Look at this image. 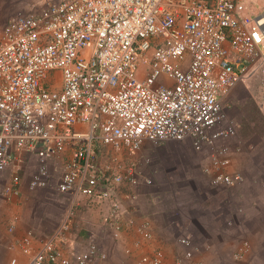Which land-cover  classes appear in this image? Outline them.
Wrapping results in <instances>:
<instances>
[{"label": "built area", "instance_id": "2783aa9c", "mask_svg": "<svg viewBox=\"0 0 264 264\" xmlns=\"http://www.w3.org/2000/svg\"><path fill=\"white\" fill-rule=\"evenodd\" d=\"M23 5L3 17L0 2V198L18 194L27 158L38 159L29 188L48 189L53 181L48 161L68 148L71 159L56 183L60 194L114 201L117 186L151 185L140 174L138 156L148 145L169 141L209 153L205 171L216 187L243 181L239 172L228 171L238 130L226 109L240 83L255 74L264 77V13L248 15L242 0H30ZM142 66L147 70L139 79ZM99 147L135 161L113 173L119 158L104 154L102 166ZM10 167L13 174L4 178ZM119 207L115 200L112 213L102 219L116 243L122 233ZM75 216L72 205L31 264L108 260L97 240L75 259L63 254L60 244ZM141 234L151 238L145 227ZM180 243L192 245L188 238ZM250 253L245 240L236 257ZM192 258L187 251L184 259ZM137 264L161 260L143 256Z\"/></svg>", "mask_w": 264, "mask_h": 264}, {"label": "crops", "instance_id": "0c3cea01", "mask_svg": "<svg viewBox=\"0 0 264 264\" xmlns=\"http://www.w3.org/2000/svg\"><path fill=\"white\" fill-rule=\"evenodd\" d=\"M3 8V17L15 10L14 7ZM231 95L233 97L234 93ZM232 118L236 119L238 135L231 142L232 165L228 171L239 172L243 177L241 183L229 188L237 191L233 201L240 207L235 213L222 216L217 207V202L228 200V189L216 187L212 174L205 171L211 163L209 153L194 150L207 183L206 201L193 200L185 204L182 200L170 202L171 187L155 184L149 178L148 175L157 174L162 165L151 163L144 150L138 156L140 174L142 178L151 179L152 184L141 182L136 186L116 187L114 201L119 203L122 223L121 240L116 243L102 228V219L112 213L113 199H91L57 191L56 183L71 159L72 149L68 148L48 161L51 174L58 175L48 189L29 188L25 171L30 160L36 159L37 165L38 159L27 158L18 194L0 198V264H31L34 254L62 223L72 205L76 211L73 226L65 243L60 244L63 254L71 259L85 253L97 240L108 260L95 264H137L143 256L158 257L161 264H264V155L259 152V145L244 135V116ZM79 128L88 130V126ZM234 146H240V150L236 152ZM96 149L97 153L101 152L102 166L105 165L104 154L119 158L113 173L135 161L110 147ZM13 172L10 167L3 177L10 178ZM221 190H225L224 193ZM143 227L151 234L150 239L142 236ZM182 238L191 241L190 248L180 243ZM245 240L251 245V253L248 258L239 260L236 255ZM187 251L193 252L190 260L184 259Z\"/></svg>", "mask_w": 264, "mask_h": 264}, {"label": "rangeland", "instance_id": "374dc122", "mask_svg": "<svg viewBox=\"0 0 264 264\" xmlns=\"http://www.w3.org/2000/svg\"><path fill=\"white\" fill-rule=\"evenodd\" d=\"M27 1L30 0H0L6 9L14 7L15 10L23 7V4ZM242 3L250 16H259L264 13V0H242ZM151 54L152 51H150L148 57ZM146 70L147 67L142 66L140 68L137 75L139 79L143 78ZM240 89L242 91H239ZM233 93V97L231 95L229 98L226 112L231 119H233L232 116H244V135L250 142L258 144L259 152L264 155V77L255 74L240 83ZM145 152L151 163L156 164L157 162L162 165L157 174L152 172L148 176L152 178L155 184H167L171 187L172 191L168 192L171 195V197L169 196L170 202L182 200L186 204L191 203L193 200L206 201L207 183L203 179L204 175L200 166L197 164L199 156L189 142L169 141L159 146L148 145ZM35 161L36 159L30 160L29 167L25 171L28 181L30 175L36 169ZM51 176L53 180L58 178L56 174ZM262 178L264 180V176ZM227 189L226 197H229L228 200L223 203L219 202V204L217 202V207L220 208L222 216L235 213V210L237 211L240 207L233 201V196H236L237 191ZM175 190L178 192H174ZM179 190H182V192H179Z\"/></svg>", "mask_w": 264, "mask_h": 264}]
</instances>
